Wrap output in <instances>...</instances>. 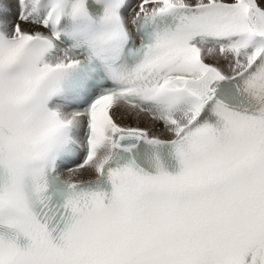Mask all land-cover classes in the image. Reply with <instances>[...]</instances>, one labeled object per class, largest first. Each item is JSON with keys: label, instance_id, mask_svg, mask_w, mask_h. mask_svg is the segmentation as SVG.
Returning <instances> with one entry per match:
<instances>
[{"label": "snow or ice", "instance_id": "obj_1", "mask_svg": "<svg viewBox=\"0 0 264 264\" xmlns=\"http://www.w3.org/2000/svg\"><path fill=\"white\" fill-rule=\"evenodd\" d=\"M0 264H264V0H0Z\"/></svg>", "mask_w": 264, "mask_h": 264}]
</instances>
